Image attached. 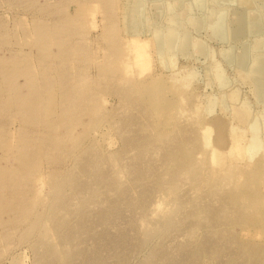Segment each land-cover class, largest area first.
Instances as JSON below:
<instances>
[{"label":"rangeland","instance_id":"374dc122","mask_svg":"<svg viewBox=\"0 0 264 264\" xmlns=\"http://www.w3.org/2000/svg\"><path fill=\"white\" fill-rule=\"evenodd\" d=\"M263 57L264 0H0V264H264Z\"/></svg>","mask_w":264,"mask_h":264},{"label":"bare ground","instance_id":"6f19581e","mask_svg":"<svg viewBox=\"0 0 264 264\" xmlns=\"http://www.w3.org/2000/svg\"><path fill=\"white\" fill-rule=\"evenodd\" d=\"M226 3H227V2H226ZM238 13H239V12H238ZM218 14H220V13H218ZM236 15H237V14H236ZM221 17H222V15H221ZM237 17H238V16H237ZM216 19H217V18H215V21H216ZM222 20H223V18H222ZM219 22H220V21H219ZM221 22H223V21H221ZM210 23H211V22H210ZM219 25H220V24H219ZM222 25H223V24H222ZM214 29H215V28H214ZM216 29H217V28H216ZM220 29H221V28H220ZM214 31L217 32L216 30H214ZM217 34H218V32H217ZM218 36H219V35H218ZM261 41H263V40H261ZM257 42H258V41H257ZM174 44H175V43H174ZM260 44H261V42H260ZM262 44H263V43H262ZM243 46H244V45H243ZM243 50H244V49H243ZM248 50H249V49H248ZM241 51H242V50H241ZM233 53H234V52H233ZM260 58H261V57H260ZM263 58H264V57H263ZM232 60H233V59H232ZM249 61H250V60H249ZM261 61H262V60H261ZM251 63H252V62H251ZM261 63H262V62H261ZM248 64H249V63H248ZM248 64H247V65H248ZM255 65H256V64H255ZM252 66H253V65H252ZM253 68H254V67H253ZM253 68H252V69H253ZM262 68H264V67H262ZM249 69H250V68H249ZM250 71H251V70H250ZM255 71H256V70H255ZM255 71H254V72H255ZM258 71L261 72V68H259ZM248 72H249V71H248ZM249 74H250V73H249ZM255 74H256V73H255ZM255 74H254V75H255ZM255 76H256V75H255ZM255 76H254V77H255ZM251 77H252V76H251ZM262 77H263V76H262ZM257 78H260V77H256V79H257ZM254 80H255V79H254ZM259 81H260V80H259ZM261 81H263V80H261ZM261 81H260V82H261ZM257 82H258V81H257ZM260 82H259V83H260ZM260 84H261V83H260ZM257 85H258V84H257ZM259 86H261V85H259ZM261 87H262V86H261ZM258 89H259V88H258ZM262 90H263V89H262ZM261 93H262V92H261ZM259 95H260V94H259Z\"/></svg>","mask_w":264,"mask_h":264}]
</instances>
